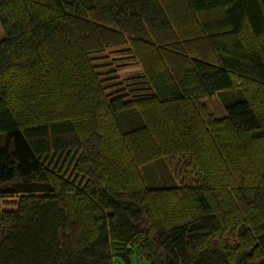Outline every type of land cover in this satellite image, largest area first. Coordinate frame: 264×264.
I'll return each instance as SVG.
<instances>
[{
  "label": "trees",
  "instance_id": "16d2710c",
  "mask_svg": "<svg viewBox=\"0 0 264 264\" xmlns=\"http://www.w3.org/2000/svg\"><path fill=\"white\" fill-rule=\"evenodd\" d=\"M0 26V264H264V0H0ZM175 154L202 188L146 174Z\"/></svg>",
  "mask_w": 264,
  "mask_h": 264
},
{
  "label": "rangeland",
  "instance_id": "374dc122",
  "mask_svg": "<svg viewBox=\"0 0 264 264\" xmlns=\"http://www.w3.org/2000/svg\"><path fill=\"white\" fill-rule=\"evenodd\" d=\"M192 19H187V22L184 24H176L177 21H174V31L176 32L177 38L179 42L182 44V39L189 38L190 41H186V43L183 44L184 47L186 45L189 46L192 44V47L195 51H204L206 56H212L211 51L205 48V42L201 43L199 41H195V39L200 35V28L198 25L199 16L196 17L195 14H193ZM197 18V19H196ZM183 25V26H182ZM3 37V31L0 26V39ZM243 41L245 43L251 44V45H258L261 47H264V35L260 37H252L247 31H245L242 35ZM195 41V42H194ZM197 44V45H196ZM199 46V47H198ZM199 48H202L204 50H201ZM105 51H101L96 53V56H103L105 55ZM188 58L192 56V53L188 54V52L185 53ZM118 59V56H116ZM119 61L123 63L125 59L120 58ZM109 61H111L109 58H104V56L97 60L102 65V72L104 75L108 74V70L112 65L108 66L107 64ZM141 63L140 61H138ZM110 63V62H109ZM114 65V64H113ZM112 69V68H111ZM136 72H138L137 67H127L122 68L119 70V72L115 75H118L117 79L126 78L129 76H133ZM108 76H111L109 73ZM111 81V78L108 80ZM264 91V90H263ZM261 99L260 101H262ZM198 105H200L202 109V119L203 122L207 123V133L210 135H216L217 129H221L222 124H219V122H223L224 118L226 117V112L223 107V104L221 102V99L217 93L210 94L207 96H204L201 98L198 102ZM220 125V128L219 126ZM223 129V128H222ZM3 139L0 138V144H2ZM221 142L228 144L225 140H222ZM220 144V142H218ZM229 148V147H226ZM206 150L205 147H201L198 149V152H202ZM235 157V156H234ZM237 160V159H235ZM196 160L190 158L188 155L185 154H175L172 156H168L165 159H161L158 161L151 162L149 165L145 166L146 174L150 177L151 180H155L156 182H159L160 184H164L165 182L170 183L167 186H172V188L176 189V191L181 194L185 195L189 192H194L195 189L202 188L206 182L205 178L203 177L202 172H200L197 168V162ZM4 201H16V198H9L5 199ZM7 209H10L12 207L8 206ZM227 230L226 236L229 238V240L235 239V234L233 231ZM135 258H138L135 260ZM131 264H146L145 261H143L138 255H134L132 258Z\"/></svg>",
  "mask_w": 264,
  "mask_h": 264
}]
</instances>
